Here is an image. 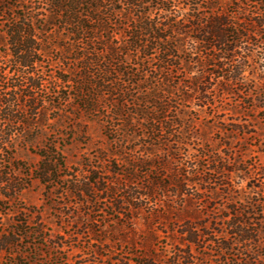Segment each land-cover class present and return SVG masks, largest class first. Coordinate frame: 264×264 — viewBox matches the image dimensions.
<instances>
[{
	"label": "rangeland",
	"instance_id": "1",
	"mask_svg": "<svg viewBox=\"0 0 264 264\" xmlns=\"http://www.w3.org/2000/svg\"><path fill=\"white\" fill-rule=\"evenodd\" d=\"M212 1L215 11L224 10L240 19L244 18V14L258 17L262 12V8L257 3L249 0ZM10 6H12L11 10L5 9ZM19 6L21 9H18ZM50 10V0H23L21 3L15 0H0V68L1 72L5 73V76L1 75L0 81L11 78V66L14 69L17 67L16 60L10 55L6 35L7 28L16 22L17 18L20 20L21 16H26L28 19L32 17L36 28L42 29L47 25L50 33L55 34L54 38L50 37L51 45H48L51 52L46 57L42 56L45 87L38 97L42 111L37 112V116L34 112H26L22 105L24 100L16 102L6 111L0 109V131L8 142L3 149L0 146V177L12 181L13 185L26 181L24 174L36 168L41 159L34 152L41 150L48 140L56 137L65 145L67 163L72 170L78 169L80 181H88L90 172L99 170L102 176L110 175V179L119 180L124 184L127 179H131L133 186L140 188L156 182L158 187H154L155 196L150 202L152 205V202L162 200L159 212L167 215V219L155 221L158 219L150 214L154 211H143L134 223L120 227L103 213L93 212L98 207L95 205V199L94 204L88 206L84 199L71 197L65 179L47 187L37 180L27 179L29 186L18 200L8 201L0 193V234L19 229L17 228V226L21 227L18 225L19 221H29L26 227L28 229H23L29 237L20 242L16 249L17 253L23 255L20 260L24 264H99L98 262L107 259V255L125 262L131 259L130 264H135L133 259L137 257L133 253L141 250L140 248L144 252H155L161 257L169 256L171 253L166 252L165 247L170 246L173 240L180 241L179 234L174 232L175 224L188 219L197 221L205 219L212 212L208 207L210 203L214 204L213 202H216V211L222 209L223 204L230 205L237 202L242 208L249 204L248 198H254L258 192L257 186L262 184L260 180L254 178L261 177L259 173L264 172V112L255 113L252 103V100L255 103H264V80H261L264 71L260 68L264 63V43L260 44L258 49L250 45L252 53L249 70L246 73L247 78L244 79L241 87L243 89L241 97L232 95L231 99L224 102L226 109L238 107L242 114L225 111L224 117L219 119L217 115L221 109L205 108L201 111L195 101L192 103L182 101L183 94L190 91L187 87L191 82L190 76L204 71V67L196 62L204 60L206 52L198 58L197 54H193L195 51L189 50V54H181V61L176 58L171 63L179 68V70L173 69V73L169 72L171 70L168 66L159 65L157 55H154L152 58L154 65L151 69L154 72L153 80L144 83L140 90L134 88V84L129 86L133 98L128 97L123 102L125 108L118 120L110 119L113 116L111 108L114 103L103 102L101 106L106 108H103L102 112H105L106 116L99 121L94 117H87L80 110L86 92H79L78 87L63 89L59 84L54 83L57 73L69 68L75 69L77 55L71 51L70 42L64 40L67 30L59 27L60 21H54L52 26L53 15ZM181 12L185 13L186 10ZM234 20L241 24L243 29L246 28L249 35L254 36L256 30L249 21ZM116 22L118 24H108V31L101 32V39L106 40L111 34H119L116 35L117 37L129 34V31H124L129 22L125 19ZM255 40L250 42L255 44ZM247 41H244V45ZM65 46L70 49L65 50ZM243 55L244 53L236 55L234 59L229 57L225 62L230 65L237 64L243 59ZM232 60L234 61L231 63ZM133 63L137 62L133 60ZM158 66L163 67L162 72H155ZM187 66L192 67L193 71L188 70ZM176 72L181 73L176 75ZM134 73L137 75L136 72ZM171 74L177 76L171 84L173 86L179 84V90L166 93L161 90L165 86L163 80ZM145 78V73L141 72L133 80L138 82ZM76 79L79 81L78 76ZM13 81L25 85L23 75L13 77ZM3 89L4 84L0 83V90ZM150 90L156 91L160 99L153 98L144 102L150 97L148 93ZM156 100L159 105H156ZM244 100H247V103H244ZM217 105L221 106L220 103ZM161 106L163 109L158 108ZM142 110L153 112V116L160 122L172 124L171 134L147 131L145 129L147 123L137 115V112ZM8 114L15 117L13 123L5 121ZM130 120L134 124L132 127L128 126ZM220 120L223 124H219ZM23 122L28 125H24ZM235 126H243L253 133L246 140L242 139L241 143H234L229 149L224 144L225 142L230 144L226 137L235 136L231 133ZM153 148L155 150L151 151ZM201 156L206 157L203 159ZM189 160L196 163L201 161L202 166L199 169L201 179L214 178L213 175L211 176L213 172L208 171L212 168L210 166L222 167L223 164L237 163L243 172L240 175L229 176L227 172L221 175L218 181L223 184L221 188H225L226 192L213 186L210 192L205 193V201L200 202L189 193L192 191L177 194L180 187L176 182L183 180L178 171H181ZM114 172L117 175H113ZM162 186H168V189L163 190ZM0 187L9 186L4 184ZM196 187L200 189L199 185ZM108 204L106 202L99 205L105 208ZM27 211H32L29 218L25 216ZM256 218L264 221V215ZM76 219H80V223L75 224ZM41 227L44 238L34 233L35 228L41 229ZM262 227L264 228V223ZM112 237L117 241L106 243L108 238ZM62 239H64L63 243H61ZM102 244L108 245L103 249ZM167 248L170 251V247ZM251 249L259 253L261 259L263 258L264 247L251 246ZM96 250L104 254L103 259L95 254ZM243 259L245 256L234 257L236 263H242ZM114 263L118 262L114 261ZM0 264H16V260L12 256L1 255Z\"/></svg>",
	"mask_w": 264,
	"mask_h": 264
},
{
	"label": "trees",
	"instance_id": "2",
	"mask_svg": "<svg viewBox=\"0 0 264 264\" xmlns=\"http://www.w3.org/2000/svg\"><path fill=\"white\" fill-rule=\"evenodd\" d=\"M16 1L21 3L23 0ZM249 1L257 3L262 8L258 17L244 14V18L240 19L224 10L215 11L212 7L214 4L212 0H50V12L53 15L51 24L54 26V21H60L59 27L67 30L64 40L70 42L71 51L77 55L75 69L69 68L57 73L54 83L59 84L63 89L78 87L79 92L87 93L83 98L84 104L80 108L87 117L91 116L101 121L106 116V113L102 112V109L106 107H102L101 104L109 101L114 103L111 108L113 116L110 119L118 120L125 108L123 102L128 97L133 98L129 86L134 84V88L137 87L140 90L144 83L153 80L154 72L151 69L154 65L152 59L154 55H157L159 65L168 66L171 70L169 72L173 73V69L179 70V68L171 63L176 58L181 61L182 53L189 54V50H192L195 51L193 54L201 58V54L206 52L204 60L196 62L204 67V71L190 76L191 82L187 86L190 91L183 94L182 101L185 103L195 101L201 111L205 108L221 109L222 114L219 112L217 115L219 119L224 117L225 111L242 114L238 107L226 109L224 102L231 99L232 95L241 97L243 92L241 87L244 79L247 78L246 73L249 70V59L252 53L250 45L258 49L259 45L264 43V0ZM55 2L57 3L53 5ZM12 6L5 9L11 10ZM18 9H21V6ZM181 10H186V12L182 13ZM127 14L128 17H126ZM19 19L17 18V21L6 30L10 55L16 60L17 67L14 69L11 66V78L0 81L4 84V89L0 90V109L6 111L16 102L24 100L22 105L26 112H34L37 116V112L42 111L40 110L39 93L43 92L45 87L42 56L46 57L51 52L48 45H51L50 37L54 38L55 34L50 33L47 25H44L42 29L36 28L32 17L28 19L26 16H21ZM124 19L130 23L124 28V31H129V34L118 37L116 35L119 34H111L106 40L101 39V32L108 31V24H118L116 21L122 22ZM234 19L249 21L256 30L254 36L249 35L246 28L243 29L241 24L234 22ZM253 37L256 39L255 44L252 43ZM245 40H248L246 45H244ZM65 47V50L70 49ZM243 53L244 60L238 61L237 64L230 65L225 62L229 57V59H234L236 55ZM133 60L137 63H133ZM186 68L193 71L190 66ZM260 68L264 71V63L260 65ZM162 71V66L155 68V72ZM141 72L145 73L146 78L134 82V77L139 76ZM180 73L176 72V75ZM2 74L5 76L0 68V78ZM20 75L24 76L25 85L13 81V77ZM77 76L79 81L76 79ZM176 77L173 74L165 77L163 80L165 86L161 90L166 93L176 92L179 84L177 86L171 84ZM261 80H264V74ZM148 93L150 97L143 100L144 102L153 98L160 99L156 91L150 90ZM244 103H247V100H244ZM252 103L255 113L264 112L263 102L255 103L252 100ZM156 105H159L157 100ZM158 108L163 109L162 106ZM152 113L143 110L137 112V115L147 123L145 129L153 133H169L170 135L173 125L158 121ZM14 119L13 115L8 114L5 121L13 123ZM221 123L220 120L219 124ZM23 124L28 125L24 122ZM133 125L130 120L128 126ZM231 133L235 136L226 137L230 144L228 142L224 144L229 149L234 143H241L242 139L246 140L253 132L243 126H235ZM1 134L0 131V146L3 149L8 142ZM58 139L54 137L53 140H48L41 150L34 152L41 159L36 168L24 174L26 181L13 185L12 181L0 177V185L9 186L0 187V193L5 196L6 200H18L29 186L27 179L37 180L46 187L65 179L71 197L84 199L83 201H86L88 206L94 204L95 199V205L98 207L93 212L103 213L117 226L124 227L126 224L134 223L143 211H154L150 214L158 219L155 221L167 219V215L159 212L162 200L152 202V205L150 202V199L155 196L154 187H158L156 182L140 188L133 186L131 179H127L124 184L119 180L110 179V175L102 176L99 170H92L88 181H80L78 180V169L72 170L69 167L65 145L61 144ZM154 150L153 148L151 151ZM205 157L201 156L203 159ZM200 162V160L197 163L191 160L186 161L184 168L178 171L183 177V180L176 182L180 187V190H177L178 195L192 191L189 193L195 196L197 201L204 202L205 193L210 192L213 186L216 188L223 186L218 181L221 175H225L226 172L229 176L240 175L243 172L237 163L223 164L222 167L210 166L212 168L208 171L213 172L211 176L213 175L214 178L201 179L199 178L201 176L199 169L202 166ZM113 175L117 173L114 172ZM259 175L261 177L254 178V180H260L262 184L257 186L256 196L248 198L250 201L247 202L249 203L247 206L242 208L237 202H233L230 205L223 204V208L216 211V202L210 203L208 208L212 212L205 219L199 221L188 219L173 226L176 227L174 232L179 234L180 241L173 240L170 246H167L170 247V251L165 247L166 252L171 253L169 256L161 257L155 252H144L140 248L141 250L133 253L137 257L133 259L135 264H264V256L261 259L259 253L251 249V246L264 247L262 245L264 228H261L264 221L256 218V216L264 215V172ZM197 185L200 189L196 187ZM162 187L163 190L168 189V186ZM221 191L226 192L225 188H221ZM109 199L112 201L110 202ZM106 202L109 204L101 208L99 204ZM31 215L32 211L25 213L27 218ZM28 222V220L19 221L18 225H21V227L17 226L19 229L1 232L0 256H12L16 264H24L20 260L23 255L17 253L16 249L20 242L29 237V234L23 231L28 227ZM74 223H80V219H76ZM34 231L36 235L44 238L42 227L41 229L35 228ZM108 239L106 243L117 241L114 237ZM102 245L104 249L108 244ZM96 253L103 259L104 254L98 250L95 251ZM236 256H245V259L241 261L242 263H236L234 260ZM106 257L107 259L98 263L130 264L131 260L125 262V260H119L110 255Z\"/></svg>",
	"mask_w": 264,
	"mask_h": 264
}]
</instances>
